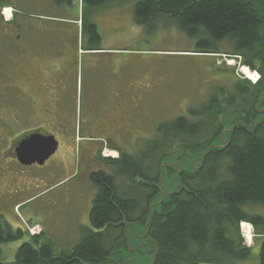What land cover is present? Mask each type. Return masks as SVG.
<instances>
[{"label": "rangeland", "instance_id": "374dc122", "mask_svg": "<svg viewBox=\"0 0 264 264\" xmlns=\"http://www.w3.org/2000/svg\"><path fill=\"white\" fill-rule=\"evenodd\" d=\"M27 1L22 15L41 18L38 21L32 19L36 44L43 52L52 53L57 65L64 70L55 91L51 88L54 82L51 80L43 85L44 92H39L26 74L14 83L15 72L2 66L1 70L8 76L1 74L0 77L9 80L1 81L0 168L6 169L0 173V214L14 229L23 228L25 223L19 217L25 209L33 208L32 218L46 221L40 240L51 241L55 251L59 252L72 248L80 241L84 227L90 226L89 213L97 186L88 171L102 169L100 161L104 155L110 151L111 155L120 154L122 149L137 155L146 165L148 161L144 160L143 152L156 139L159 126L163 127L178 115L193 119L194 110L203 109L212 94L217 92L220 99L226 100L235 94L239 79L252 78L241 70L246 64L225 53L194 52L196 38L188 36L173 21L160 20L151 29L137 22L135 5L138 0H107L97 6L86 0ZM67 17L76 20L60 21ZM90 23L96 24L101 35L97 42L91 39ZM18 45L21 47L22 41ZM88 46L100 48L89 53ZM222 46L230 47L227 40ZM138 88L141 91L136 94ZM126 98L129 99L128 109L120 102ZM133 98L135 101H131ZM243 100L239 95L241 106ZM4 126L10 130L8 135H5ZM38 126H44L59 140L57 151L44 165H24L3 153L16 132ZM105 144L120 150L112 147L106 148L110 149L108 152L105 148L102 152L97 150ZM165 163L176 164L177 168L182 165L177 161ZM20 168L32 171L28 177L32 182L35 177L45 183L27 186L26 171L20 173ZM116 171L122 182L123 173ZM175 176L174 172L162 176L164 189L174 186ZM44 184L49 188L39 187ZM32 190H35L34 195L21 201ZM245 209L250 214L264 216L262 204H248ZM40 228L39 225L34 230L41 232ZM240 228L253 253L236 263L259 264L264 224L259 223L256 228L243 220ZM144 232L143 222L129 226L131 245L124 261L117 264H148L152 261L154 252L150 236L143 235ZM25 239L26 234L0 243V258L14 260L18 246Z\"/></svg>", "mask_w": 264, "mask_h": 264}, {"label": "trees", "instance_id": "16d2710c", "mask_svg": "<svg viewBox=\"0 0 264 264\" xmlns=\"http://www.w3.org/2000/svg\"><path fill=\"white\" fill-rule=\"evenodd\" d=\"M86 1L97 6L107 0ZM135 18L150 29L160 20L173 21L196 38L194 52L225 53L260 77L239 79L226 100L215 92L203 109L194 110L193 119L178 115L159 126L143 152L146 165L122 149L118 157L103 156L100 162L110 167L89 172L97 186L90 226L72 248L56 252L51 241L40 240L43 228L38 234L14 229L0 214V243L26 234L15 259L0 258V264H117L130 247L127 225L148 219L146 234L155 240L157 253L152 264H237L252 255L240 223L264 224L263 215L245 209L264 206V0H138ZM89 32L94 42L100 40L95 23ZM225 40L230 47L223 48ZM116 170L123 173L122 182ZM168 172L182 186L174 184L154 204L168 190L161 184L162 173ZM258 258L264 264V239Z\"/></svg>", "mask_w": 264, "mask_h": 264}, {"label": "flooded vegetation", "instance_id": "af4514ba", "mask_svg": "<svg viewBox=\"0 0 264 264\" xmlns=\"http://www.w3.org/2000/svg\"><path fill=\"white\" fill-rule=\"evenodd\" d=\"M26 1L27 0H0V70L3 68L2 66H4L5 67L4 69L9 70L11 72L14 71L15 73H13V75L15 77H14V79H12L14 81V83L18 80V78L21 75L26 74V76L28 77V80L30 79V81L33 80L35 82V84L37 85V89L39 88V92H44V90H42L43 85L45 83H47L48 81L53 80L54 82H52L51 88L54 89V91H55V87H58L57 80L59 79L60 74H62V72L64 70L62 67H56V66L55 67H53V66L47 67V66H44L40 63L37 64L36 62H34V63L30 62V61H28V58H26L25 60H22L23 62H21L20 47L18 45L19 37L21 35L20 34L21 33V25H20L18 20H19V16L22 15L23 8H26L25 7V4H27ZM6 5H10L12 7L13 16L10 20H6L4 17L5 15H4L3 11H4V7ZM17 54H18V57H17ZM3 58L6 59L5 62L3 61ZM16 62L18 64H16L14 67V63H16ZM1 71L2 72L0 73V76H1V74L7 75L3 70H1ZM4 80H9V79H2L0 77V102L3 100V95L1 92V89H2L1 88V86H2L1 81H4ZM47 88L48 87H46V89ZM64 88H66V86H64ZM140 91L141 90L138 88V90L135 93L139 94ZM49 94L51 96L53 95L51 92H49ZM128 100H129L128 98H126V100H120V102L123 103L122 107L125 109H128V107H129ZM131 101H135V98H133ZM131 101H130V104H131ZM0 108H1V105H0ZM11 116L14 117V115H11ZM14 121L16 122V120H14ZM7 126H8V124H7ZM13 127L16 128L17 127L16 124H14ZM3 128H4V131L6 132L5 135H8L7 133L10 132V130L8 131V129H6L5 126ZM25 129H27V128H25ZM25 129L16 132L15 135L10 137V139L8 140V147H7V149L4 150L3 153L10 155V156H13L15 159H17L16 147H17L18 142L25 135H27L28 133H30L34 130H37V129H39L45 133L50 132V131H47L44 126L33 127L31 129H27V130H25ZM97 148H99V147H97ZM4 169H6V167L0 168V173L5 171ZM19 171H20V173H25L26 170L22 171V169L20 168ZM19 174H17V175L19 176ZM25 174L27 175V177H26L27 178V186L32 185L33 184V182L31 181L32 179L28 178V177H31V176H29V172L26 171ZM33 178H34V180L37 179L35 177H33ZM12 183H14V182H12Z\"/></svg>", "mask_w": 264, "mask_h": 264}, {"label": "crops", "instance_id": "0c3cea01", "mask_svg": "<svg viewBox=\"0 0 264 264\" xmlns=\"http://www.w3.org/2000/svg\"><path fill=\"white\" fill-rule=\"evenodd\" d=\"M58 18H61V17H58ZM32 19H34V20H39V19H41V18H39V17H31V18H28V17H26V16H23V15H21V16H19V23H20V25H21V35H20V37H19V41H22V45H21V47H20V58H21V62H23L22 60H25L26 58H28V61H30V62H36L37 64H42V65H44V66H47V67H49V66H53V67H59L58 65H57V60L55 59L54 60V58H53V54L52 53H49L48 51H44L43 52V49L41 48V47H39L37 44H36V41L34 40L35 39V33H34V29L32 28ZM74 20H76V18H74V19H71V18H63V19H60V21H62V22H65V23H69V22H72V21H74ZM46 21H49V20H46ZM75 24V23H74ZM74 42L76 43V40H74ZM93 47V48H92ZM97 48H100V47H98V46H88L87 48H86V50H89L88 52L90 53L92 50H95V49H97ZM61 57H62V55H61ZM66 68V67H65ZM90 141V140H89ZM89 145H90V143H89ZM104 145V144H103ZM106 147H112V148H116V149H118L116 146H114V145H108V144H106L105 145ZM104 146H99V150H101L102 148H103ZM97 149V150H98ZM96 151V150H95ZM101 164H102V166H108V165H105V164H103V162H101ZM29 171H31V170H29ZM28 171V172H29ZM91 171V170H90ZM90 171H88V174H89V172ZM32 172V171H31ZM8 176V175H7ZM10 178L12 177V174L10 173ZM13 176H15V174L13 175ZM62 180V179H61ZM60 180V181H61ZM32 181V180H31ZM57 182H59V181H57ZM39 184V183H45V180H42V179H40V180H37V179H35L34 180V182H33V184ZM32 184V185H33ZM46 184H44V185H42V186H39L40 188H42L43 190L46 188H49L48 186L49 185H47V186H45ZM30 186V185H29ZM51 186V185H50ZM31 188V187H30ZM34 192H35V190H32V191H30L29 193H31V194H28V195H26L21 201H24V200H27V199H29V198H31V196H33L34 195ZM38 193V192H37ZM36 194V193H35ZM33 208H27V209H25L22 213H21V216L19 217L20 218V220H21V222L22 223H25V222H29L30 224H38V225H40L41 226V228H43L44 229V226H45V222L46 221H44L43 219H37V217H35V219H33L32 218V216L34 215V213H33ZM34 220H37V221H34ZM24 226H26V224L24 225ZM23 226V227H24ZM25 228V227H24Z\"/></svg>", "mask_w": 264, "mask_h": 264}, {"label": "water", "instance_id": "95a60500", "mask_svg": "<svg viewBox=\"0 0 264 264\" xmlns=\"http://www.w3.org/2000/svg\"><path fill=\"white\" fill-rule=\"evenodd\" d=\"M226 129H228V126L224 129V131ZM215 144H216V141H215ZM58 146H59V140L57 139L55 134L45 133L37 129L25 135L18 142L17 147H16V157L18 161L24 165H32L34 163L42 165L57 151ZM165 161H163V163ZM163 175H165V173H162V176ZM162 176H161V184H162ZM175 177L177 178V182H175V179H174V184L175 185L177 184V186L176 187L174 186V188L178 189L182 186V184L179 178L177 177V175ZM171 190L172 188H169V190H167L166 192L161 191V194L155 198L153 203L154 204L158 203L161 200L162 196L166 195ZM149 221L150 220L148 219L147 222L144 223L145 232L143 235H147L146 233L148 230ZM133 223L135 222L129 223L126 229V237H127L129 246L131 245V243L128 237V230H129V226ZM150 242H151V249L154 252V258L148 264L154 263L156 260V256H157V253L154 251L155 240H153L150 237Z\"/></svg>", "mask_w": 264, "mask_h": 264}, {"label": "bare ground", "instance_id": "6f19581e", "mask_svg": "<svg viewBox=\"0 0 264 264\" xmlns=\"http://www.w3.org/2000/svg\"><path fill=\"white\" fill-rule=\"evenodd\" d=\"M9 8L6 9V13L9 14ZM243 71H245V73L250 76L253 80H255L257 77H256V74H254V72L248 68H246L245 66L242 67ZM108 150L110 149H106V151L108 152ZM111 153V151L109 152V154ZM114 155H117V154H114ZM241 224V223H240ZM249 228V227H248ZM248 230V229H247ZM252 233V232H251Z\"/></svg>", "mask_w": 264, "mask_h": 264}, {"label": "built area", "instance_id": "2783aa9c", "mask_svg": "<svg viewBox=\"0 0 264 264\" xmlns=\"http://www.w3.org/2000/svg\"><path fill=\"white\" fill-rule=\"evenodd\" d=\"M7 14V13H6ZM6 18H9V14H8V16H6ZM30 230H31V232H35L36 230H34V228H30Z\"/></svg>", "mask_w": 264, "mask_h": 264}]
</instances>
